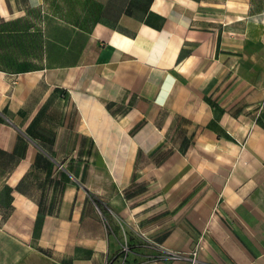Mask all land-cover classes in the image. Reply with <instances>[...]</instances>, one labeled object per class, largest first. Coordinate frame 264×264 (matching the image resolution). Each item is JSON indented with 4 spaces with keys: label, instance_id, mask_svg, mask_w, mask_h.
Returning a JSON list of instances; mask_svg holds the SVG:
<instances>
[{
    "label": "crops",
    "instance_id": "obj_1",
    "mask_svg": "<svg viewBox=\"0 0 264 264\" xmlns=\"http://www.w3.org/2000/svg\"><path fill=\"white\" fill-rule=\"evenodd\" d=\"M193 252L264 264V0H0V264Z\"/></svg>",
    "mask_w": 264,
    "mask_h": 264
},
{
    "label": "built area",
    "instance_id": "obj_2",
    "mask_svg": "<svg viewBox=\"0 0 264 264\" xmlns=\"http://www.w3.org/2000/svg\"><path fill=\"white\" fill-rule=\"evenodd\" d=\"M167 255H168V258H172V259L184 258L183 256H180L173 252H168ZM190 258H191L192 263L195 264L196 263V252H193Z\"/></svg>",
    "mask_w": 264,
    "mask_h": 264
}]
</instances>
